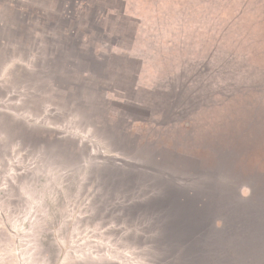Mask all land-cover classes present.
Instances as JSON below:
<instances>
[{
  "label": "rangeland",
  "instance_id": "1",
  "mask_svg": "<svg viewBox=\"0 0 264 264\" xmlns=\"http://www.w3.org/2000/svg\"><path fill=\"white\" fill-rule=\"evenodd\" d=\"M119 3L0 0V264H218L249 249L261 264L264 222L253 236L259 208L248 201L257 192L264 206V0L164 6L182 12L180 35H147L149 26L143 43L164 62L159 77L170 86L153 95L159 116L134 137L128 122L117 126L119 112L99 103L108 85L98 79L104 84L112 70L81 75L82 32L98 39L96 15ZM107 26L117 34L110 42L128 45L131 20ZM250 146L261 152L248 163ZM160 148L192 154L229 183L208 210L212 228L189 246L163 227L165 187L149 172ZM186 167L176 174L193 184Z\"/></svg>",
  "mask_w": 264,
  "mask_h": 264
},
{
  "label": "crops",
  "instance_id": "2",
  "mask_svg": "<svg viewBox=\"0 0 264 264\" xmlns=\"http://www.w3.org/2000/svg\"><path fill=\"white\" fill-rule=\"evenodd\" d=\"M119 1L120 5L118 10L115 9V7H108L107 9V7L104 6L102 11L96 15L95 21L97 20V23L101 24L100 27H98V39L92 38L91 33L88 30L82 32V37L79 43L80 46L83 47L84 51L86 49L84 54H87V56H84L83 59H85V61L87 60L88 65L86 68L89 69H83L81 75L84 78L88 76L99 77V74H103V76H105L104 74L107 73L106 71L111 72L112 70L113 76L105 79L106 81L104 82L106 84H103V82L100 81L101 79H98L100 83L99 86L101 85V87H103L108 85L105 88L103 87L101 92H98V99L106 101L109 107H113V109L120 113L123 109V102L130 101L125 100L123 93L117 90L115 84H112L118 75L122 74L121 66H119L117 62H114V64L108 63L107 59L112 56H114L115 59L116 57L126 56L135 61V66L131 68L134 70L135 80L130 92L132 93V104H134L132 114L136 116L137 119L134 118L131 120L130 115L126 116L129 124L126 132L130 133V135L134 137L138 135V131L136 129L151 125V121L159 116V113L151 112L150 110V102L152 101L153 95L167 92V87L170 86V84L168 85L166 82L167 79L163 81L159 77L160 69L163 67L164 62H160L157 53H155L156 57L152 56L153 51L151 50V46L147 45V47L143 43L146 30L148 31V27L150 26L151 30L148 31L149 33L147 35H151V32L154 29L153 34L163 36L164 34H169L172 29H175L176 32L173 34L179 36L180 34H178L179 32H177V30L180 28L182 12L180 9L170 12V9L166 10L164 8V6L175 4L178 0H159L158 3L149 5L144 3L143 0ZM51 12L53 13V11ZM123 16L131 20L135 25L134 32L132 33L127 46L117 43V41L110 42L108 40V38L112 36L116 37L117 34L116 31L113 34L111 33L107 23H109L110 19L112 21H116L117 17L121 19ZM173 16L178 19V26L174 23L175 21L173 20ZM68 31L67 29H63L64 34ZM76 33L77 32L74 31L70 32L71 35H75ZM159 42L160 47L164 49V43L160 40ZM154 47H156V51L159 49L158 44L156 43L154 44ZM93 63L96 65L93 66ZM92 66L96 69L94 73L89 71ZM90 88V86H86V89L89 92ZM86 95L88 94L85 93L84 96ZM123 115L126 114H122V116ZM136 147L140 148L141 145Z\"/></svg>",
  "mask_w": 264,
  "mask_h": 264
},
{
  "label": "trees",
  "instance_id": "3",
  "mask_svg": "<svg viewBox=\"0 0 264 264\" xmlns=\"http://www.w3.org/2000/svg\"><path fill=\"white\" fill-rule=\"evenodd\" d=\"M115 9H119V4L115 7ZM121 19L126 20L127 18L123 16ZM113 59H115L114 56L109 57L107 62L110 60L112 61ZM116 60L117 64L122 68V74L118 75L116 80L113 81V84H115L117 90L123 93L124 99L130 102H123V109L119 113V117H116L115 121L117 126L122 124L126 126L128 124V118L126 116L130 115L131 120L136 118V116L132 114L134 104H132V93L130 92L135 80L134 70L131 69L135 66V61L126 56L116 57ZM89 71L94 73L96 69L92 66ZM99 103L105 105L107 102L100 100ZM122 114L126 115L122 116ZM104 121H106V118ZM249 149H251V152L249 151L251 158L247 159L248 163L250 161L253 162L252 157H258L261 152L259 146H250ZM152 160L154 164L151 165L152 170L149 172L156 177V179H154L156 184H160L162 182L165 187V203L166 206H168L169 212L165 215L163 227L169 231L170 234H167L171 235L172 232L173 235L175 234L174 237L179 238H181L182 235V239L187 240L183 243L185 246H189V244L194 240L199 241L203 239L207 234L205 229L207 228L208 230V227L212 228V222H210V217H212V215L209 216V214L217 209L216 207L219 205L220 199L226 195V192H224L226 190L224 189L226 188L225 185H229V183H222L218 181L216 173H208L207 169L202 168V164L198 162L197 158L190 153L188 154L186 152H182L180 149H157L152 154ZM182 160H186V162L181 163ZM180 164L181 166H183V164L188 166L186 169H182L186 173H196L195 183L185 184L179 181V176L176 174V171L179 172ZM193 167H196V170H194ZM248 202L257 204L259 210L256 211L259 219L256 221L253 220V223H256V225L253 227L254 229L251 230L252 233L251 231L241 233V236H244L245 240L249 236L251 237V234L254 236L261 228L259 224L263 225L264 222V206L260 202L258 193H252ZM208 210H211L212 212H208ZM161 214L163 215L165 213ZM230 228L231 223L226 222L223 229L225 232L224 238L230 237ZM255 242H257V240H255ZM185 246L183 248H185ZM244 252L245 251L242 250L239 255H242ZM247 252L249 255L244 254V257H238L236 254L230 256V254L229 257L218 258L216 262L218 264H253L251 262L255 261V254H251L250 249ZM201 257L202 258H200V260L203 261L205 258L204 256ZM261 264H264V262Z\"/></svg>",
  "mask_w": 264,
  "mask_h": 264
}]
</instances>
